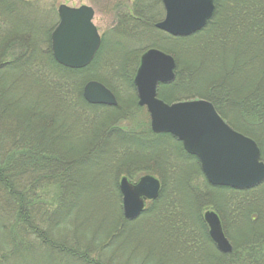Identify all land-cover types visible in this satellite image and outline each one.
I'll list each match as a JSON object with an SVG mask.
<instances>
[{
  "label": "trees",
  "instance_id": "16d2710c",
  "mask_svg": "<svg viewBox=\"0 0 264 264\" xmlns=\"http://www.w3.org/2000/svg\"><path fill=\"white\" fill-rule=\"evenodd\" d=\"M126 1L133 3V9L132 12L128 11L127 14L118 18L120 26L127 31L133 29L157 31L154 24L160 20L162 8L161 11L154 10V5L157 2L159 7L160 0ZM213 1L214 13L202 30L188 37L180 38L169 35H165V37L174 46L176 44L183 45V47L193 46L192 52L200 55L198 62L200 66H206L212 57L216 56L221 75H212L205 79L203 68H195L189 61L183 59L178 51L170 47L165 50L176 56L175 79L170 84L159 85L158 96L167 102L177 101L179 96L184 97L179 100L192 99L191 96L194 95L204 98L214 105L218 113L234 129L252 137L259 146H263L264 0ZM2 25L0 23V84H2L1 82L10 83L13 90L17 89L20 92L23 84L29 82V85H25L31 89L33 84H40L39 87L50 89L48 92L50 94H47L51 98L49 96L48 98L46 94L38 95L35 102L26 103V105L32 108L36 103L41 108L46 107L52 110L56 107L58 111H53L56 114L62 112L66 107L78 108L84 115L87 113L92 115L93 110L97 109L94 112H98L99 108H105L107 112L114 113L116 117L118 114H122L121 118L128 117V113L125 114L126 111L120 105L122 103H119L115 108L88 104L82 97V88L86 81L97 79L107 84L117 96L120 94L115 89L117 86L113 81L122 83L119 87L120 91L123 87L135 91L132 81L135 69H128L129 57L114 61L116 63L110 65L111 76L101 78L92 75L91 68L97 67L103 58L104 41H101L100 49L91 64L81 70H71L57 64L48 45L42 56L45 63L44 69L41 71L42 65L38 63L35 54L40 43L33 44L30 37L24 40L22 36H18L16 38L19 40L18 42L23 43L20 44L18 53L12 52V47L19 44L12 40L14 39L11 35L12 32L1 29ZM45 35L46 40H49L50 33L47 32ZM229 51L232 53L230 60L225 58ZM6 56L11 58H8L9 62L3 66L2 60ZM229 62L232 64L230 71L227 70ZM247 69L248 71H246ZM241 71L252 73L257 77L254 80L248 74L247 76L242 75ZM29 72H34L33 78L21 77L24 74L28 75ZM241 75L244 76V83L242 86H237L235 82ZM21 79L30 81L23 83ZM6 94L4 85H2L0 87V264H27V257L32 259V264H54L55 259H58L60 264L75 262L78 264H103L89 257L90 248L70 246L67 241L55 242L50 237L49 230L48 232L36 230L37 228L33 224L34 212H36L34 209L39 200L34 191L35 186L46 181H49L46 186H57L59 191L56 194L53 193V197L57 199L56 207L50 208V210L45 207L46 209L43 210L41 218H39L41 222L48 224L47 228H57L56 212L58 208L71 204L75 197L74 192L79 187L74 177L76 171L71 162L76 159L80 161L82 158H73L72 148L58 150L54 145L55 141L47 139L48 129H40V123L35 120L33 112L18 111L19 105L22 104L21 96L16 95L9 100L6 98ZM134 97L133 94L132 99ZM50 102L53 103V108L49 107ZM86 108L91 111H87ZM15 109L18 113L14 114L12 110ZM14 121V126L18 130L16 127H12ZM47 124H49L47 127L52 125L51 122H47ZM28 130L26 138L24 134ZM116 131L118 130L116 129ZM118 132L114 136V141L119 143L134 144L141 149L143 146H150V144L168 145L170 149V154L166 150L165 156L163 157L161 154L160 158L156 160L158 161L156 169L161 172L159 196L156 200L151 201L149 208L144 210L140 218L144 221L152 220L157 223L158 229L159 225L162 227L160 230L162 241H166L168 246L172 244L177 251L183 249L187 252L184 256L206 252L209 249L213 250L214 254H207L211 259L210 264H264V183L249 190L211 186L206 180L203 181L197 158L188 155L183 150L181 143L170 135L152 134L148 121L143 131L140 128H135L134 130L129 129L128 133L121 130ZM122 136L126 139L125 142L121 138ZM143 139L147 144H142L141 140ZM95 141L97 139L93 142ZM98 147L100 148L101 144L90 143L83 152L89 153L90 150L94 151ZM143 149H145V155L148 152H154L149 147ZM171 149H174L173 153ZM176 159L186 163L183 164L185 171L188 169L195 171L178 175L180 171H176L177 166L173 164ZM261 159L264 161V152ZM83 164L87 165L82 162ZM135 164L136 167H129L127 170L116 168V174L118 175L120 173L118 171L124 170V173L130 177L134 172L140 174L144 169H149L146 164ZM107 165H111V161H108ZM170 167H172L171 170ZM108 171L111 172V169L109 168ZM116 174L114 175L115 184L117 182ZM169 176L173 177V180ZM192 176L202 178L203 187L200 184H191L189 180ZM169 180L172 181L171 186ZM69 195L72 199H69ZM209 208L217 212L222 225H224V230L229 217H234L237 227V224L241 223L245 227L247 226L243 232H238V229H235V237L232 239L233 249L229 254L219 253L209 239L208 228L202 219L203 211ZM10 217L14 218V224L9 227L7 219L9 220ZM31 231L37 234L34 236L35 238H32L33 241L27 237L32 235ZM185 242H188L189 245H185ZM34 249L37 251L36 253ZM161 261L159 263L164 264V261ZM192 264H200V262L194 261Z\"/></svg>",
  "mask_w": 264,
  "mask_h": 264
},
{
  "label": "rangeland",
  "instance_id": "374dc122",
  "mask_svg": "<svg viewBox=\"0 0 264 264\" xmlns=\"http://www.w3.org/2000/svg\"><path fill=\"white\" fill-rule=\"evenodd\" d=\"M61 4L67 5L69 7H80L81 5H87L91 6L94 10L92 21L105 44L102 53L104 55H100V57H103L102 60L99 62L97 67L95 66L91 68V70H93L91 73L92 75H96L101 78L111 76L112 68L110 65L115 64L118 59L121 60L124 57L130 58L128 69H136V62L139 60L141 53H143L145 49L151 47H158V49L164 52H166L165 49L170 47L173 48L179 52L183 59L189 61V63L195 68H203V76L205 79L208 76L221 75L219 62L216 56L212 57V60L207 63L206 66H200V64H198L200 55L198 53L192 52V49L194 48L193 46L183 47V45L176 44L175 47L174 44L169 42V40L165 37V33L163 34L152 29H133L127 31L124 27L120 26L118 18L124 14H127L128 11L130 12L133 9V3L130 1L0 0V23L3 24L1 29H4V31H9L10 33L12 32V38L15 39L12 40L19 44L12 47V52L18 53L17 51L19 46L21 47L23 43L18 42L19 40L16 39L18 36H22V39L24 40L29 39L30 37L33 41V44L38 45L40 43L38 48L35 50V54L37 55L36 58L38 63L42 65L40 68L41 71L44 69L45 63L42 56L45 54V51L48 48L47 46H50V37L49 40H46L45 34L47 32L51 34V32L57 26L59 21L57 9ZM161 8L162 4H160L158 7L157 2H155L154 10L161 11ZM171 55L173 58L176 57L173 54ZM230 55H232V53L229 51L226 53L225 58L230 60ZM8 58L11 57L6 56L2 60L4 63L3 66L9 62ZM110 59L113 61H109ZM231 65L232 64L229 62L227 65L228 71H230ZM175 70L176 68L174 71ZM246 71H248V69ZM241 72L244 76H247L248 74V72L245 71ZM33 75L34 72H29L28 75L24 74L21 77L29 79L33 78ZM242 75L238 76L235 82L237 86H242L244 83V76ZM248 75H250V78L252 79H256L257 77L252 73ZM28 79H21V82L25 83L26 81H30ZM1 83L2 84H0V87L4 85V89L7 92L6 98L9 100L16 95H19L18 97L21 96L22 104L19 105L18 111L28 110L33 112L35 114V120L40 123V129H48L47 139H53L55 141L54 145L58 150H67L68 148H72L74 151V154L72 153V157L82 158L80 161H77L76 159L75 161L72 160L71 162L76 171L74 174V177L77 180L76 184L80 188L78 187L74 192L75 197L73 198L71 204H68V206H60L58 208L56 212V220L58 222L57 228H47L46 225L48 224H45L43 221L41 222L39 220L43 210L46 209L45 207H47V209L49 208V210L50 208L52 209L56 207L55 203L57 202V199L56 197H53V193L56 194L59 191L57 190V186H46L49 181L42 183L40 182L35 186L34 191L39 200V203L35 204L34 209L36 212H34L33 224L36 226V230H46L47 232L49 230L48 233L55 242L67 241V244L70 246L90 248L89 257L92 260L100 261L103 264H163L159 263L162 262L161 260L164 261V264H192L194 261L200 262V264H210L211 259L207 254H214L215 252L213 250L209 249L210 252L207 250L206 252L203 251L201 253H192L193 255L184 256L187 254V252H185L183 249H181V251H177L172 244L168 246L166 241H162V238L160 237V230L162 227H160V225L158 229L157 223H154L152 220L144 221L143 219H140L144 212L138 218L134 219V221H128L123 218L121 194L118 189L120 178L122 176H126L131 183H136L141 176L151 174L159 180L161 172L156 169V167H158L156 164L158 161L156 160L160 158L161 154L164 157L166 150L170 154L168 145L150 144V146H143L141 149L134 144L127 145V143H119L114 141V136L118 134V131L120 130L122 132L128 133L129 129L134 130L135 128H140L141 131L145 129L147 122L146 120L149 119L148 114L145 108H140L137 106L136 103L138 98L136 97L135 91L126 87H123L120 91L119 87L122 85V83L119 81H113L115 86H117L115 89L118 91V94H120L117 96L114 93L118 101L117 105L122 103L120 105H122V108H124L126 111L125 114L128 113L127 118H121L122 114H118L116 117L114 113L109 111L107 112L105 108H99L98 112H94L97 109L93 110V113L91 112L92 115L88 113L86 115L83 113L81 114L78 108L72 107L63 108L64 110L58 114H56V112L53 113V111H58L56 107L53 110L46 107L41 108L35 103L31 108L29 105H26V103L35 102L34 100L38 95L46 94L48 97V94H50L48 93L50 89L47 87H39L40 84H33L34 86L31 89L29 86L26 87L25 85H29V82L23 84V86L20 88V92L17 89L13 90L12 86H10V83ZM105 85L107 86V84ZM110 87L112 86L110 85ZM248 89H250V86H248ZM133 94L135 96L134 99H132ZM118 97L120 98L118 99ZM158 98L164 100L159 96ZM191 98L206 100L195 95L191 96ZM179 99H184V97L179 96L178 100ZM52 106L53 103L50 102L49 107L53 108ZM116 106L109 108H115ZM12 112H14V114L15 112L18 113L17 109L12 110ZM9 117L11 118V116ZM47 122H51V127H47L49 126V124L46 125ZM12 125L13 128L16 127L14 126L15 121ZM230 127L232 128L231 125ZM116 129L118 131H116ZM16 130H18L17 127ZM28 133L29 130L24 134L26 138L28 137ZM121 138L124 140V142L126 141L123 136ZM250 138L253 139L252 137ZM95 139H97V141L93 142ZM141 141L143 142L142 144H147L146 140L143 139ZM90 143H93V145L101 144V147L96 148L94 151L90 150L89 153H84L83 150L86 149ZM5 144H7V142H5ZM257 146L260 149L261 157L262 153L264 152V144L263 146H259L257 144ZM147 147H149L154 152H148V154L145 155V149L143 148ZM173 150L174 149H171L172 153ZM96 158L98 159L97 163ZM108 161H111V165H107ZM82 162L87 165H82ZM135 163H139L141 165L146 164L148 165L147 168L149 169H144V171L140 174L134 172L130 177L124 173V170L118 171L120 173L118 175L116 174V168L127 170L129 167H136L137 165ZM173 164L174 166H177V169L175 170L180 171L178 175L181 173L189 174L195 171L194 169H188L185 171L186 169L183 164L186 163L184 161H180L179 159L174 160ZM109 168L111 169V172L108 171ZM171 169L172 167H170V170ZM115 174L117 175L116 184L114 183ZM169 178L173 180V177L169 176ZM171 180H169L170 186L172 184ZM204 180L205 178L203 181ZM201 181L202 178L197 176H192L189 180L191 184H200L203 187V182ZM263 183L264 181L261 184ZM69 199H72L71 196ZM150 203L151 202L146 203L147 205L145 209L149 208ZM211 210L213 209H206L203 211V213ZM13 220L14 218L11 217L9 220L7 219L9 227L14 224ZM237 225L238 227L235 225L234 217H229V221L225 223V230L223 227V232L232 246V239L235 237V229H238V232H243L247 227H245L243 223ZM30 233H32V235L27 237L29 239L31 238L30 241H33L32 238L37 234H35V232L33 233V231ZM184 244L189 245L188 242H185ZM34 252L36 253L37 251L34 249ZM27 264H32L31 258L27 257ZM54 264H60V261L55 259ZM72 264L78 263L75 262Z\"/></svg>",
  "mask_w": 264,
  "mask_h": 264
},
{
  "label": "water",
  "instance_id": "95a60500",
  "mask_svg": "<svg viewBox=\"0 0 264 264\" xmlns=\"http://www.w3.org/2000/svg\"><path fill=\"white\" fill-rule=\"evenodd\" d=\"M164 17L155 27L172 36L186 37L200 31L211 19L213 0H161ZM59 22L51 33L54 60L70 69H82L94 59L101 43L92 23L94 11L90 6L58 7ZM174 58L159 49L150 48L140 57L133 84L139 106H146L150 127L156 134H170L182 143L189 155L195 156L208 184L233 189H249L264 181V162L256 142L232 129L203 99L166 103L157 97L159 84L174 80ZM92 105L116 106L114 94L96 80L88 81L82 92ZM123 217L138 218L145 201L157 199L160 182L151 175L130 183L121 177L118 184ZM203 219L215 248L222 254L232 251L221 221L215 211H206Z\"/></svg>",
  "mask_w": 264,
  "mask_h": 264
},
{
  "label": "bare ground",
  "instance_id": "6f19581e",
  "mask_svg": "<svg viewBox=\"0 0 264 264\" xmlns=\"http://www.w3.org/2000/svg\"><path fill=\"white\" fill-rule=\"evenodd\" d=\"M206 25V24H205ZM197 32H199V31H197ZM197 32H195V33H197ZM192 35V34H191ZM100 49V48H99ZM99 49H98V51H99ZM90 65V64H89ZM66 68V67H65ZM67 69H70V68H67ZM72 70V69H71Z\"/></svg>",
  "mask_w": 264,
  "mask_h": 264
}]
</instances>
